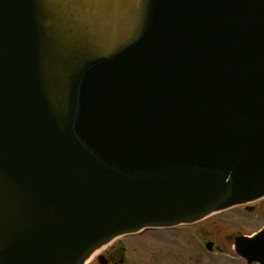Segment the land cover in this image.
Returning <instances> with one entry per match:
<instances>
[{
  "label": "water",
  "instance_id": "water-1",
  "mask_svg": "<svg viewBox=\"0 0 264 264\" xmlns=\"http://www.w3.org/2000/svg\"><path fill=\"white\" fill-rule=\"evenodd\" d=\"M263 197L264 0H0V264Z\"/></svg>",
  "mask_w": 264,
  "mask_h": 264
},
{
  "label": "rangeland",
  "instance_id": "rangeland-1",
  "mask_svg": "<svg viewBox=\"0 0 264 264\" xmlns=\"http://www.w3.org/2000/svg\"><path fill=\"white\" fill-rule=\"evenodd\" d=\"M259 204L260 210L252 214L242 213L239 208H235L216 214L201 223L189 226L185 229L148 232L146 233L148 236V238H146L147 243H150L153 247L159 246L155 249L158 251L156 256L160 257L161 252H159V250H163L165 255L170 256V259L176 260V258L179 259L185 254L180 252L185 250L182 245L185 247L198 246L199 248L201 247V242L205 239L213 238L218 246L224 248V251L218 255H209V253L206 252L203 264H241L242 262H240L234 253L229 252V246L226 242L227 238L225 239V237L237 231H241L242 233H253L260 229L264 225V200ZM198 233H200L199 236ZM195 234L196 240L194 239ZM188 249L190 248L188 247L186 250ZM151 251L152 249H149L148 254H151ZM194 253L195 258H197L198 252L196 251ZM173 254H175V258L171 256ZM163 256H161L159 260ZM162 260L163 264H169L168 259Z\"/></svg>",
  "mask_w": 264,
  "mask_h": 264
},
{
  "label": "flooded vegetation",
  "instance_id": "flooded-vegetation-1",
  "mask_svg": "<svg viewBox=\"0 0 264 264\" xmlns=\"http://www.w3.org/2000/svg\"><path fill=\"white\" fill-rule=\"evenodd\" d=\"M241 209L246 212L245 207H241ZM144 235L145 232L137 234L131 239L124 238L115 242L105 248L100 253L102 257L95 258L92 264H163L162 260H159L157 257L152 258L151 254L150 256H146L148 254L147 251L153 246L147 243V236L145 237ZM220 250L218 248V251ZM181 253L184 252L182 251ZM197 255V258L181 257L179 259L176 258V260L169 258V264H191L192 261L194 264H201V258L199 257L201 252Z\"/></svg>",
  "mask_w": 264,
  "mask_h": 264
}]
</instances>
